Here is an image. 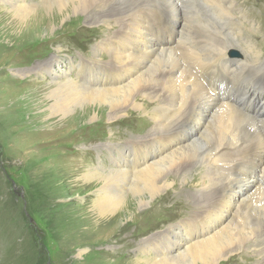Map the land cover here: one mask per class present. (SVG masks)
<instances>
[{
	"label": "bare ground",
	"instance_id": "1",
	"mask_svg": "<svg viewBox=\"0 0 264 264\" xmlns=\"http://www.w3.org/2000/svg\"><path fill=\"white\" fill-rule=\"evenodd\" d=\"M32 1L0 0L1 60L23 68L12 74L15 83L42 84L36 97L48 105L44 113L73 123L78 109L95 105L105 109L106 123L133 114L152 122L120 150L99 146L114 166H88L83 175L98 186L92 212L116 221L136 201L134 218L149 214L178 182L187 190L175 195L193 204L185 221L138 241L131 235V244L121 235L124 226L106 228L100 239L116 238L111 254L124 257L130 250L133 262L127 264H226L242 254L264 264V48L246 39L260 26L238 7L254 0ZM263 7L258 0L251 8L256 22ZM55 18L100 28L92 59L78 56L71 63L55 50L41 62L25 52L26 62L37 63L23 67L16 51L38 39L46 43L51 27L45 38L38 33ZM234 50L240 59H230ZM102 51L107 57L96 59ZM61 64L66 72L58 71ZM68 66L77 70L73 78L66 76ZM15 89H6L14 99ZM244 99L258 116L245 111ZM90 122L96 124L97 116Z\"/></svg>",
	"mask_w": 264,
	"mask_h": 264
},
{
	"label": "rangeland",
	"instance_id": "2",
	"mask_svg": "<svg viewBox=\"0 0 264 264\" xmlns=\"http://www.w3.org/2000/svg\"><path fill=\"white\" fill-rule=\"evenodd\" d=\"M36 1L38 0L32 2L36 3ZM257 1H252L248 6L240 1L238 7L250 14L248 18L253 21L252 23L255 22L261 27L257 34L245 35L246 39H250L254 46L263 42L262 48H264V26L261 25V22L264 24V12L261 21L256 22L253 14L255 11L251 9L257 5ZM260 1L264 4V0ZM259 9L258 7L256 14L260 12ZM67 21L68 19L60 18H55L51 22L45 21L38 34L40 38H45L48 32L44 29L51 27L53 32L51 39L45 40L46 43L38 39L42 42L38 43L37 40V44H33L28 49L24 48L26 45H22L23 49L19 48L15 55L21 65L32 67L37 63L26 62L23 58L25 52H33L34 57L36 56L41 62L51 57L55 50H60V56L64 60H70L71 63L78 56L91 60L90 47L99 42L97 35H101L100 28L85 27L84 22L72 24L66 23ZM10 22L11 20L6 22V27ZM233 52L238 53L239 57H232L230 54L231 58H228H241L237 50ZM101 53L96 59L107 57L105 52ZM4 54L5 51L0 46V60ZM10 57L12 58V54ZM2 60L0 61V264H111L113 262L127 264L133 262L131 251L122 254L124 257L113 256L111 251L114 244L111 243L116 238H112V242L101 241L103 230L114 225L124 226L121 235L129 236L125 243L131 244V235H133L131 240L138 241L190 217L187 207L191 203L183 204L184 200L175 195V192L186 193L187 189L184 190L180 182L174 192L163 194L153 203L149 214L143 213L134 218L139 208L136 201L131 203L130 211L123 213L116 221H107V217L102 219L93 213L91 202L98 186L88 183L83 175L88 166L107 169L114 166L107 160L109 157L105 156L99 146L112 144L120 150L124 141L142 137L147 133L152 127V122L133 114L118 122L106 123L105 109L99 112L95 105H89L86 107L88 109L83 107L78 109L76 121L64 123L61 117H51L44 113L48 105L39 102L36 97L41 91L42 84L31 80L15 83L11 78L12 74L22 73L23 68L15 67L12 63L5 64ZM63 70L65 68L61 64L58 71L66 72ZM67 72L66 76L73 78L77 70L68 66ZM11 86L20 91L15 99L6 91ZM226 91L227 89L218 95L224 96ZM246 100L240 101L242 105L244 104L245 111L250 115L258 116L255 108L245 104ZM19 102H25L28 106L25 107ZM149 106L152 107L153 104ZM259 111H263L260 113L263 115L264 107ZM94 115L98 119L96 124L90 122ZM204 118L208 119L206 116ZM74 165L76 167L73 169ZM193 184H195L193 187L196 186L195 182ZM145 208L148 209V206ZM254 263L255 260L250 256L242 254L239 257H231L226 264Z\"/></svg>",
	"mask_w": 264,
	"mask_h": 264
}]
</instances>
